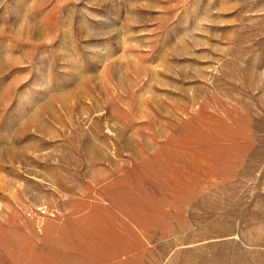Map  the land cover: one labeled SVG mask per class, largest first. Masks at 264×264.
<instances>
[{
  "label": "rangeland",
  "instance_id": "rangeland-1",
  "mask_svg": "<svg viewBox=\"0 0 264 264\" xmlns=\"http://www.w3.org/2000/svg\"><path fill=\"white\" fill-rule=\"evenodd\" d=\"M0 264H264V0H0Z\"/></svg>",
  "mask_w": 264,
  "mask_h": 264
}]
</instances>
